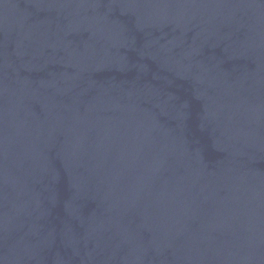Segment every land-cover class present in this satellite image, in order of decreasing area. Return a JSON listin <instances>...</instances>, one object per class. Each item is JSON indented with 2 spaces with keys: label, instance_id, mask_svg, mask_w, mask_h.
<instances>
[{
  "label": "water",
  "instance_id": "obj_1",
  "mask_svg": "<svg viewBox=\"0 0 264 264\" xmlns=\"http://www.w3.org/2000/svg\"><path fill=\"white\" fill-rule=\"evenodd\" d=\"M0 264H264V0H0Z\"/></svg>",
  "mask_w": 264,
  "mask_h": 264
}]
</instances>
